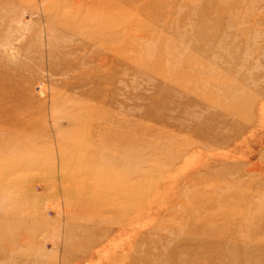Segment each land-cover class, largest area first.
Returning <instances> with one entry per match:
<instances>
[{
    "label": "rangeland",
    "instance_id": "1",
    "mask_svg": "<svg viewBox=\"0 0 264 264\" xmlns=\"http://www.w3.org/2000/svg\"><path fill=\"white\" fill-rule=\"evenodd\" d=\"M95 1L0 0V264H264V0Z\"/></svg>",
    "mask_w": 264,
    "mask_h": 264
},
{
    "label": "bare ground",
    "instance_id": "2",
    "mask_svg": "<svg viewBox=\"0 0 264 264\" xmlns=\"http://www.w3.org/2000/svg\"><path fill=\"white\" fill-rule=\"evenodd\" d=\"M108 2H106V1H104V0H96L95 1V9H96V11H95V20H96V23L98 24V25H100L101 24V21H102V19H104L105 17H106V15H105V12H103V10L105 9V8H110L111 10H113V11H115V13L116 14H119V15H125V14H128V12H129V10L131 9H134L135 11H137V12H139L141 9L138 7V6H135V7H133L132 5H129V6H127V8H125L124 7V5L120 2V3H117L115 0H107ZM127 2H130V3H136V2H138V1H143V0H126ZM132 3V4H133ZM126 5H128V4H126ZM133 10V11H134ZM209 10V9H208ZM142 14H143V12H142ZM139 15H140V13H139ZM110 29V28H109ZM114 32V31H113ZM112 32V33H113ZM89 33V32H88ZM115 33V32H114ZM116 33H118L119 34V32H117L116 31ZM97 34H99V33H97ZM117 34V35H118ZM96 35V34H95ZM100 35V34H99ZM99 35H96V36H99ZM103 40V39H102ZM130 44V43H129ZM131 45V44H130ZM134 45V44H133ZM134 48H136V47H134ZM119 49H120V47H119ZM5 70V69H4ZM7 71V70H6ZM2 73H5L4 71H3V69L0 67V89L1 88H3V86H4V82H2L1 80H2V77H3V75L4 74H2ZM7 78V77H6ZM5 81V80H4ZM2 104H5V98H4V95L2 94V93H0V105H2ZM109 116V115H108ZM9 117V116H8ZM114 117V116H113ZM6 118V117H5ZM118 134V133H117ZM116 135V134H115ZM116 138H118V137H116ZM121 141H123V139L121 140L120 138L119 139H116L115 141L113 140V139H107V142H108V147H106L107 148V150H109V149H111V148H114L115 146H117V145H119V144H122V142ZM128 141V140H127ZM124 142V141H123ZM129 179H131V178H129ZM2 187V186H1ZM2 191H4V190H2ZM202 220V219H201ZM204 221L206 220V219H203ZM203 222V221H202ZM204 223V222H203ZM202 223V224H203ZM209 223V222H208ZM209 225V224H208ZM196 228V227H195ZM204 228V227H203ZM199 229V228H198ZM196 231H197V229H195ZM201 230V229H200ZM205 230L206 229H204V233H205ZM199 231V230H198ZM201 232H203L202 230H201ZM209 232V231H208ZM197 234H198V238L196 237V238H194V243H198L199 244V242H200V240H203V239H205V238H207V236H205V235H207V234H204L203 235V237L202 238H200V233H198L197 232ZM215 236V235H214ZM208 239V238H207ZM193 240H191V242H192ZM195 244V245H196ZM197 244V245H198ZM206 248H208V247H206ZM202 250V249H201ZM209 250V249H208ZM205 251V250H204ZM203 252V251H202ZM201 252V253H202ZM197 253H199L198 254V256H196L197 254H194V252L192 253V260L190 259V264H209V257H206V255H204V257L201 255V253H200V251L199 252H197ZM206 254V253H205ZM236 254V253H235ZM173 256H174V254H173ZM201 256V257H200ZM251 257H253V256H251ZM191 258V257H190ZM198 260V261H197ZM175 264V263H174Z\"/></svg>",
    "mask_w": 264,
    "mask_h": 264
}]
</instances>
